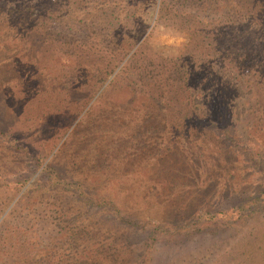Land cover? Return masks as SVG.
I'll list each match as a JSON object with an SVG mask.
<instances>
[{"label": "rangeland", "instance_id": "obj_1", "mask_svg": "<svg viewBox=\"0 0 264 264\" xmlns=\"http://www.w3.org/2000/svg\"><path fill=\"white\" fill-rule=\"evenodd\" d=\"M34 3L0 0V264H264V0Z\"/></svg>", "mask_w": 264, "mask_h": 264}, {"label": "clouds", "instance_id": "obj_2", "mask_svg": "<svg viewBox=\"0 0 264 264\" xmlns=\"http://www.w3.org/2000/svg\"><path fill=\"white\" fill-rule=\"evenodd\" d=\"M187 42L186 35L180 30L165 24H157L154 29L152 44L156 48H180Z\"/></svg>", "mask_w": 264, "mask_h": 264}, {"label": "trees", "instance_id": "obj_3", "mask_svg": "<svg viewBox=\"0 0 264 264\" xmlns=\"http://www.w3.org/2000/svg\"><path fill=\"white\" fill-rule=\"evenodd\" d=\"M187 2H190V3H193V0H186ZM37 3V4H36ZM36 3H34V5H35V7L36 6H39L40 4H41V0L40 1H38V0H36ZM187 5V4H186ZM216 10V9H215ZM216 12H217V10H216ZM188 15H190V14H188ZM214 55H216L215 53H214ZM214 55L212 56V58L214 57ZM105 69H108V68H105ZM107 73H111L110 71L109 72H107ZM181 82H184L185 80H186V78L185 77H182L181 78ZM184 80V81H183ZM175 82V81H174ZM176 83V82H175ZM253 204V203H252ZM257 203L256 202H254V205H256ZM263 204V203H262ZM249 208V207H248ZM257 208H258V206H257ZM259 209V208H258ZM250 211H248V212H246V213H241V214H238V218L237 219H246V218H248V217H250L251 216V214H253L254 213V211L253 210H256V208H250L249 209ZM134 254V253H133ZM142 256L141 254H137V255H134V256ZM147 257V259H148V252L146 253V255H145V258Z\"/></svg>", "mask_w": 264, "mask_h": 264}]
</instances>
